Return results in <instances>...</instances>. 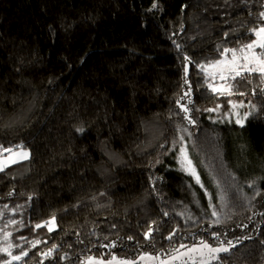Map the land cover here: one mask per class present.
I'll return each instance as SVG.
<instances>
[{
  "label": "trees",
  "instance_id": "1",
  "mask_svg": "<svg viewBox=\"0 0 264 264\" xmlns=\"http://www.w3.org/2000/svg\"><path fill=\"white\" fill-rule=\"evenodd\" d=\"M261 11L264 0H0V145L31 152L0 173V249L28 252L11 264L169 258L215 244L213 232L251 237L224 264H264V84L253 75L231 96L256 105L241 127L204 110L227 98L200 68L255 39ZM189 84L195 124L180 108ZM181 143L204 188L180 170Z\"/></svg>",
  "mask_w": 264,
  "mask_h": 264
},
{
  "label": "snow or ice",
  "instance_id": "2",
  "mask_svg": "<svg viewBox=\"0 0 264 264\" xmlns=\"http://www.w3.org/2000/svg\"><path fill=\"white\" fill-rule=\"evenodd\" d=\"M159 5L157 3H153L151 8L156 9ZM151 10V9H150ZM258 20L264 21V11L259 13ZM248 31L254 35L255 39H252L247 44L241 45L239 48H223L221 50V56L223 59L210 61L207 65H200V68L206 74V80H215L218 76L219 80L223 83L217 86L214 83H207V87L218 95L231 97L232 95H240L245 96L247 93L239 91V84L243 81H247L251 83V79L253 74L258 75L261 84H264V23H258L256 26L251 27ZM227 36V33L225 34ZM179 47V45H177ZM259 49V51H257ZM230 54V58H229ZM185 60L190 61L189 57H185ZM211 69V71H209ZM187 74V69L185 70ZM185 83L188 84L187 78L185 79ZM260 91L264 93V88H261ZM252 94L256 95V89L252 90ZM187 98V104H180V101H177L180 104L181 111L185 114L184 119L188 120L190 124H195V120L191 118L190 112L192 109L188 107V104H192L193 101L191 99V86L189 84L188 91L184 92L181 96V100ZM228 104L231 105V111L226 112L225 118L230 116H235V123L244 126V122L248 119L250 115L256 110V105L252 104L251 101L248 103V107L250 111H246L243 115L237 111L239 108H244L245 104L243 101L234 102L229 99ZM221 108V105H216L215 108H207L204 109L208 112H218ZM77 131L83 132L84 128H78ZM186 131V129H184ZM183 136L180 137V141H183ZM23 145H14L5 147L0 145V155L4 153H8L9 155L6 159L11 163L15 164L18 162L17 159L12 158V154H18L21 159H27L29 157V153L27 151H19L22 149ZM179 164L180 170L187 172L190 176L195 179V183L200 185L201 188H204L205 185L201 182L200 175L196 171V167L193 164L192 159L189 158L187 148L183 146L181 143V147L179 149ZM160 163L159 160L156 161ZM7 165L4 163H0V172L5 170ZM251 186V185H250ZM207 194V192H206ZM259 194V193H257ZM212 197L209 195V200L211 201ZM7 208V205L4 206ZM209 207L213 209L212 216L217 219L213 222L215 225H219L221 223L219 216L220 213L216 211L215 205L209 204ZM164 215H168L167 212ZM264 215V214H262ZM53 221L55 217L52 218ZM42 226H47V222L45 225L37 224L35 227L40 228ZM243 227H247L244 225ZM51 232L53 229L51 227L48 228ZM152 229H149V232L145 233V239H149L151 236ZM221 233L213 232L212 236L215 238L216 243L210 244L205 240H200L198 245H192L191 247L181 243L178 249H174V251L179 252V249H186L185 252L180 253V256L186 257L185 264H188V261H191V264H224V260L227 258L226 255L222 254H230L234 248H236L237 244L241 242L242 239H250L251 237H237L235 242L232 239H221ZM226 237V233L223 234ZM129 240L133 239L132 237H128ZM169 240L172 239V236L168 237ZM37 244L39 241L36 242ZM261 243H264L262 241ZM36 245L34 244L33 247ZM112 246H115L114 244ZM11 245L6 248L0 249V252H4L7 256L11 257V260H6L4 264H11L12 261H21L23 257L28 256L27 251L21 250L19 255H14L10 251ZM198 254V256L194 255ZM44 255H50V253H46ZM148 259H154L150 254H146ZM178 256H172V259H178ZM141 259H145V256H141ZM90 264H105L104 261H96L95 258H89ZM106 264H136L135 260H118L117 257L113 256L111 260L107 261ZM161 264H167V261L161 260Z\"/></svg>",
  "mask_w": 264,
  "mask_h": 264
},
{
  "label": "rangeland",
  "instance_id": "3",
  "mask_svg": "<svg viewBox=\"0 0 264 264\" xmlns=\"http://www.w3.org/2000/svg\"><path fill=\"white\" fill-rule=\"evenodd\" d=\"M257 51H259V49H257ZM229 58H230V54H229ZM223 59V58H222ZM209 71H211V69H209ZM204 75L206 77V74L204 72ZM253 75H256V74H253ZM208 83L211 82V83H214L216 84L217 86H219V84L223 83L222 81L219 80L218 76L217 78L213 81V80H207ZM226 100H224L223 102L221 103H218L219 105H221V108L218 112H209V114H212V116L217 119L218 121H233L235 123V119L236 117L235 116H230L228 118H225V113L226 112H230L231 111V105L228 104V99L230 98L231 100H233L234 102H240V101H243L244 104H245V107L244 108H239L237 109V111H239L242 115L244 112L246 111H250L249 107H248V103L250 100L246 99L245 97H242V98H234V97H228L226 96ZM217 104V105H218ZM215 108V107H214ZM245 123V122H244ZM238 125V124H237ZM19 151H27L29 153V157L27 159H21L18 154H12V158L13 159H17L18 162L15 163V164H11L7 159L6 157L9 155L8 153H4L3 155H0V163H4L6 164L7 166L5 167V170L14 166V165H17V164H20V163H23V162H26V161H29L31 159V152L27 149H19L17 150V152ZM192 159V158H191ZM193 161V160H192ZM1 173V172H0ZM186 249H182L180 250L177 254H175L174 256H178L180 258L178 259H172V257H169V258H163V257H156V256H152V257H155L154 259H148L146 255L145 256V259H139L138 261H136V264H161V260H164V261H167V264H185V261H186V257H182L180 256V253H183L185 252ZM196 256H198V254H194ZM96 261H101V259H95ZM119 260V259H118ZM123 260V259H121ZM105 262V260H102ZM86 264H90V261H88ZM188 264H191V261H188Z\"/></svg>",
  "mask_w": 264,
  "mask_h": 264
}]
</instances>
